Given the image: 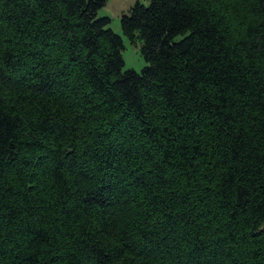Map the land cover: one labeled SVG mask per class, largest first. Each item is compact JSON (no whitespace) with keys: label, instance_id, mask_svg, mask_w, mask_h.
Segmentation results:
<instances>
[{"label":"trees","instance_id":"16d2710c","mask_svg":"<svg viewBox=\"0 0 264 264\" xmlns=\"http://www.w3.org/2000/svg\"><path fill=\"white\" fill-rule=\"evenodd\" d=\"M0 0V264H264V0Z\"/></svg>","mask_w":264,"mask_h":264},{"label":"rangeland","instance_id":"374dc122","mask_svg":"<svg viewBox=\"0 0 264 264\" xmlns=\"http://www.w3.org/2000/svg\"><path fill=\"white\" fill-rule=\"evenodd\" d=\"M137 0H107L106 4L102 6L98 14L107 15L111 18L110 26L112 29L123 37L124 48L122 49V56L124 58V69L133 68L141 70L146 65V60L140 51V41H130V39L123 33L121 27V14L127 11L131 5ZM143 3H148L149 0H139Z\"/></svg>","mask_w":264,"mask_h":264}]
</instances>
